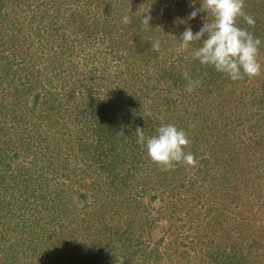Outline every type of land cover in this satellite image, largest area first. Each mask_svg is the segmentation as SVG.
I'll list each match as a JSON object with an SVG mask.
<instances>
[{"label":"trees","instance_id":"obj_1","mask_svg":"<svg viewBox=\"0 0 264 264\" xmlns=\"http://www.w3.org/2000/svg\"><path fill=\"white\" fill-rule=\"evenodd\" d=\"M194 7L0 0V264H264V0L237 18L262 41L237 81L180 50ZM169 123L195 166L137 143Z\"/></svg>","mask_w":264,"mask_h":264},{"label":"clouds","instance_id":"obj_2","mask_svg":"<svg viewBox=\"0 0 264 264\" xmlns=\"http://www.w3.org/2000/svg\"><path fill=\"white\" fill-rule=\"evenodd\" d=\"M195 4V0H192ZM199 13L206 15L205 22L195 33L191 27L181 33L180 50H188L194 42L200 46L195 49L194 57L202 66H211L215 71L226 75L233 81L247 76L259 75L261 63L258 59L262 41L246 28L239 27L237 18L242 17L249 26L255 25V19L244 11V0H199V7L189 13V19H195ZM149 17L141 19L149 26ZM132 17L124 15L122 23L130 24ZM150 46L159 51V39L150 41ZM189 91L201 84L193 79L188 71L182 73ZM137 143L144 146L150 159L165 170L184 163L195 166L197 161L185 148L190 140L183 129L174 124H163L156 129V134L145 137L143 129L137 128Z\"/></svg>","mask_w":264,"mask_h":264},{"label":"rangeland","instance_id":"obj_3","mask_svg":"<svg viewBox=\"0 0 264 264\" xmlns=\"http://www.w3.org/2000/svg\"><path fill=\"white\" fill-rule=\"evenodd\" d=\"M205 18H206V16H205ZM151 84H152L151 82L148 83V85H149L148 87H152ZM163 93H165V92L162 91V93H161L160 95H162ZM149 104H150V102H147V106H150ZM151 106H152V105H151ZM153 106L157 107L158 105H153ZM153 106H152V107H153Z\"/></svg>","mask_w":264,"mask_h":264}]
</instances>
